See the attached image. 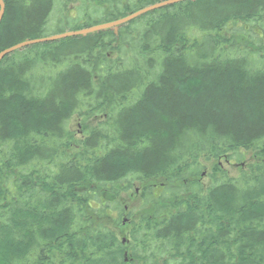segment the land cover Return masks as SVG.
<instances>
[{"label":"trees","instance_id":"obj_1","mask_svg":"<svg viewBox=\"0 0 264 264\" xmlns=\"http://www.w3.org/2000/svg\"><path fill=\"white\" fill-rule=\"evenodd\" d=\"M4 1L0 51L72 1L79 30L163 0ZM139 19L63 40L80 51L55 76L0 65V264H264V36L237 30L264 32V0ZM242 150L257 162L231 176Z\"/></svg>","mask_w":264,"mask_h":264},{"label":"rangeland","instance_id":"obj_2","mask_svg":"<svg viewBox=\"0 0 264 264\" xmlns=\"http://www.w3.org/2000/svg\"><path fill=\"white\" fill-rule=\"evenodd\" d=\"M82 2L78 1H72L68 7L69 11L65 12L64 17H68L67 19H64L61 17V9L60 7L57 8V10L52 14L51 20L49 21L48 27H47V34L53 35L56 34L61 29L70 30L73 29L76 23L80 22L82 19H84L85 16H83V12L80 11V6L82 5ZM88 7H94L93 4L88 3ZM101 14L96 13L92 14L91 16L94 19H97ZM136 21L133 24H129V30L130 33L134 29H141L142 24L144 22V19L140 20L135 19ZM145 23V22H144ZM244 27L248 31H250L251 34H258L264 36L263 29L259 24H252V23H241L237 30L239 28ZM128 26L122 25L119 27L117 31H115L117 34L120 32L121 29H125V32L123 33V36H126L128 32L126 31V28ZM254 32V33H253ZM127 37H124L123 39H126ZM61 39L58 41H54L55 44L50 45H40V46H32L28 48H23L21 50H17L14 53H12L10 56L12 57L13 61H15V64H13L15 67L19 68L22 67L24 70H27V68L31 67V65H35L36 69L35 73H42L43 69H39L41 67V64L48 63V67L50 68V76H55L59 74L62 70H64L66 67H68V60L67 57L71 58L72 55H76L80 50L78 43H72V42H64ZM237 39L245 40L244 34L240 33L237 34ZM72 59V58H71ZM60 61V62H59ZM43 77L47 78V75H43ZM72 128L75 130L77 137L82 138L83 137V126L79 124V118L75 116V119L72 121ZM242 154L240 158H235L231 162L226 163L225 161H220L221 165L228 171V174L231 176H237L242 169H244L248 164L257 162V159L253 157V154L251 151H240ZM240 161V162H239ZM214 164V162H212ZM239 163V164H238ZM244 164V166H242ZM207 165L205 164V167ZM207 168V167H206ZM206 174L208 175L205 179L204 176H202V180L208 184L209 183V175L212 172L211 164H209L208 168L206 169ZM140 195V194H139ZM135 204V207L140 206V203H143L141 198H136L129 203V205ZM127 231H123L120 237L127 236Z\"/></svg>","mask_w":264,"mask_h":264},{"label":"water","instance_id":"obj_3","mask_svg":"<svg viewBox=\"0 0 264 264\" xmlns=\"http://www.w3.org/2000/svg\"><path fill=\"white\" fill-rule=\"evenodd\" d=\"M182 1H186V0H163V1L157 2L155 4L149 5L147 7H144L140 10H137V11H135V12L123 17V18H120V19H117V20H114L111 22H105V23L85 27V28H82L79 30L66 31V32L59 33V34H54V35L45 36V37H41V38H34V39H28V40L22 41L20 43H17L15 45H12V46L2 50L0 52V62L6 55H10L17 50H21V49L28 47V46H31V45L54 42V41H58V40L69 38V37L87 36L89 34H93V33L100 32V31H105V30L117 31L119 29V27H121L122 25H125V24L131 22L132 20H134V19H136V18H138V17H140V16H142L148 12L154 11V10L159 9L161 7H164V6L173 5V4L182 2ZM5 7H6L5 1L0 0V23L2 21L3 15L5 13Z\"/></svg>","mask_w":264,"mask_h":264},{"label":"bare ground","instance_id":"obj_4","mask_svg":"<svg viewBox=\"0 0 264 264\" xmlns=\"http://www.w3.org/2000/svg\"><path fill=\"white\" fill-rule=\"evenodd\" d=\"M186 1H192V2H194V1H196V0H186ZM182 2H185V1H182ZM174 5V4H173ZM168 6H172V5H168ZM168 6H164V7H168ZM164 7H161V8H159V9H162V8H164ZM3 17H4V15H3ZM2 20H3V18H2ZM2 22V21H1ZM0 25H1V23H0ZM35 45H37V44H35ZM35 45H31V46H28V47H32V46H35ZM28 47H25V48H28ZM1 52V51H0ZM11 55V54H10ZM10 55H6L2 60H1V62H0V65L2 64V62L3 61H5L4 63L7 65H9V66H14L13 64H15V61H13V59H12V57L10 56Z\"/></svg>","mask_w":264,"mask_h":264}]
</instances>
